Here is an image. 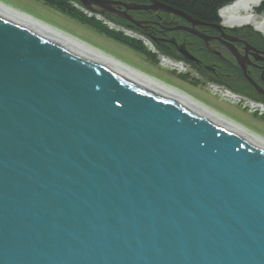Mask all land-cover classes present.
I'll return each mask as SVG.
<instances>
[{
  "label": "water",
  "instance_id": "1",
  "mask_svg": "<svg viewBox=\"0 0 264 264\" xmlns=\"http://www.w3.org/2000/svg\"><path fill=\"white\" fill-rule=\"evenodd\" d=\"M0 264H264V150L0 10Z\"/></svg>",
  "mask_w": 264,
  "mask_h": 264
},
{
  "label": "bare ground",
  "instance_id": "2",
  "mask_svg": "<svg viewBox=\"0 0 264 264\" xmlns=\"http://www.w3.org/2000/svg\"><path fill=\"white\" fill-rule=\"evenodd\" d=\"M114 1L124 2L123 0H114ZM262 1L263 0H236L232 3L230 2L231 4L228 3L229 5H227L224 8L222 7L220 10H218V17L223 21L226 27L236 26L238 28H241L242 26H250L255 32L260 33L264 37V12L262 14L256 13V11H258L256 8L261 5ZM75 7H78V4H76ZM91 7H92L91 12H88L87 10H82L83 11L82 13L83 14L85 13V15H91V14L95 15L96 11H101V10H95L94 5H91ZM0 10L7 13L11 17L15 18L19 22L23 23L24 25L31 28L32 30L39 33L40 35H42L43 37L47 38L50 41H54L57 44L71 51H74L84 57H87L97 63H100L108 68H111L129 77H132L145 86L156 88L166 97L181 100L182 102L196 109L204 117L214 120L217 123L227 127L228 129L234 131L235 133L239 134L240 136L244 137L254 145L264 150L263 133L252 129L247 124L239 121L238 119L232 117L231 115H228V113L221 110L219 106L217 107L216 105H212L207 101L197 98L191 95L190 93H188L187 91H185L184 89L180 88L179 86L173 83H169L163 79H160L157 76L152 75V73H147L136 66L130 65L126 62H123L122 60L116 59L115 57H113L112 55H110L108 52L98 47L97 45L87 42L86 40H83L78 36L68 33L48 22L38 20V18L30 16L27 13L18 10L17 8L13 7L12 5L6 2L0 1ZM131 11L133 10L128 11L127 14H129ZM107 17H110V12L104 11V17H99V19H102L101 22H105V21L108 22V20L106 19ZM144 22L146 23H143V26L148 25L147 23H149V20H146ZM110 23H105L107 29L110 28L111 30H115L114 32L116 33H120L123 36L131 38L130 37L131 35L127 34L123 30V27L122 28L116 27V29H114L115 27H113ZM191 27L192 26H188L187 28H191ZM198 32L201 33L200 31ZM99 34L104 35L102 33ZM201 34L205 35L203 33ZM190 35L195 36L193 34ZM104 36L113 40L114 42L122 44L120 41L116 39H113L107 35ZM195 37L199 38L198 36ZM147 48L151 54H154L156 56L155 61L150 59L152 62L154 63L157 62L159 63V65L161 64L164 69L175 71L176 75L181 76L185 80V82L183 83L195 84V82L198 79L192 78L193 81H191L189 75L192 73H194L195 75L197 74L198 77L205 80V82H208L207 84L208 89L214 93L213 96L217 95L216 97L218 101L227 102V103L232 102L233 103L232 105H240L243 107L247 106L250 112L255 113L256 116L258 115L264 118V105L260 104L259 100L253 98L251 95L247 93L241 94L239 92L229 90L223 85L208 81V79H206L204 74H200L197 71H194L196 70L194 66L195 62L188 64L193 59L186 60L185 59L186 56L184 52L181 51L180 55L182 56L184 63H186L187 66L183 63L173 60L172 58H170L171 56L169 57L167 54L165 55V53L160 52L155 48L154 50H152L150 46ZM204 61L207 62V64L204 63L206 65H204L205 68H203L202 71L205 74H211L212 72H214L212 69H209L210 67L208 66V62L210 60L205 59ZM192 68H194V70H192ZM245 76L248 77L247 74H245ZM250 80L248 81L252 82ZM196 83L199 84V82Z\"/></svg>",
  "mask_w": 264,
  "mask_h": 264
},
{
  "label": "rangeland",
  "instance_id": "3",
  "mask_svg": "<svg viewBox=\"0 0 264 264\" xmlns=\"http://www.w3.org/2000/svg\"><path fill=\"white\" fill-rule=\"evenodd\" d=\"M0 1L6 2V3L12 5L13 7L17 8L18 10L25 12L30 16L38 18V20L48 22L54 26H57L58 28H60L64 31L68 32V33H71L75 36H78L79 38H81L83 40H86L87 42H90L94 45H97L98 47L104 49L106 52H108L110 55H112L116 59L122 60L123 62H126L130 65L136 66L139 69H142L143 71H145L147 73H152V75H155L158 78L163 79L169 83H173V84L179 86L180 88L184 89L185 91H187L188 93H190L191 95H193L197 98H200L204 101H207L212 105H216L217 107L219 106V108L221 110L225 111L226 113H228V115H231L232 117L238 119L239 121L247 124L252 129L259 131V132L264 134V118H262V116H258V115L256 116L255 113H252L248 110L247 106L243 107L240 105H232L233 104L232 102L227 103V102L218 101V99L216 97L217 95L213 96L214 93L208 89V87H207L208 82H205V80L198 77L197 74L195 75L194 73H192L189 75V77H190L191 81H193L192 78L198 79L196 82H199V84L196 82H195V84L183 83V82H185V80L181 76L176 75L175 71L164 69L161 64L159 65V63H157V62L154 63L150 59H148L146 56H144L138 52H135L133 49H131V48H129L123 44L114 42L113 40L107 38L106 36L99 34L96 30L90 28L89 26H87V25H85V24H83L77 20L72 19L71 17L67 16L66 14L61 13L60 11H58L56 9H53V8L45 5L40 0H0ZM71 3H73L74 7L77 4L76 2L75 3L71 2ZM129 3H134V2H129ZM134 4H140V3H134ZM226 6L227 5H225V7ZM80 7H82V5L78 2V7H75V8H77L80 11L81 10H87L83 7H82V9H80ZM87 11L91 12L89 10H87ZM136 12H141L140 15H142L143 17H144V15L153 14L155 16V19H153V22L151 24L154 25L152 27H155V30H156V27H160V30L162 32L169 33V31H164V28H166V27L173 28L175 26H181V25H174L175 22H173L172 19H170L171 21L170 20L168 21V19H166V18L164 19L162 17V14H161L162 11H150L149 12V11H145V10H136ZM256 13L262 14L263 12L256 11ZM85 16L92 17V18L96 19L95 16H99V14L95 13V15L91 14V15H85ZM100 17H104V14H102V16H100ZM106 19L108 20V22H106V21L101 22L102 19H100V20L98 19V21H100L103 25H105V23L111 22L110 24L113 27H115L114 29H116V27L117 28L123 27V30L127 34L131 35L129 33V32H131L135 35V36L134 35L130 36L132 39H135V40L142 42L145 47H149V46L154 47L151 40L148 39V37L145 36L146 34H144L139 29V27H142L141 24L139 26H137L136 24H133L132 27H125V26H121L119 24H116L114 21L108 19V17ZM115 20H118V19H115ZM114 24H116V25H114ZM183 26L188 27L186 25H183ZM217 26H218V30L222 27H226L221 19L219 20V23L217 24ZM233 27H236V26H233ZM241 28H243V29L247 28L250 31L255 32L250 26H242ZM134 29H136V30H134ZM113 31H115V30H113ZM255 33L259 34V36L264 41L263 35H261L258 32H255ZM137 38H139V39H137ZM154 48H153V50H154ZM183 52H186V51L183 50ZM173 60L183 62V61L176 60V59H173ZM193 60H195V59H193ZM193 60H191V61H193ZM184 64L186 65V63H184ZM192 70H194V68H192ZM192 70H191V72H192ZM194 71L198 72V70H194Z\"/></svg>",
  "mask_w": 264,
  "mask_h": 264
},
{
  "label": "trees",
  "instance_id": "4",
  "mask_svg": "<svg viewBox=\"0 0 264 264\" xmlns=\"http://www.w3.org/2000/svg\"><path fill=\"white\" fill-rule=\"evenodd\" d=\"M40 1H42L45 5L52 7L63 14H66L72 19L77 20L89 26L90 28L96 30L97 32L120 41L123 45H126L127 47L133 49L135 52L145 55L149 59L155 61L156 56L154 54H151L149 50L143 45L142 42L123 36L122 34L116 33L113 30H109L100 21L92 17L85 16V14H83L80 10L75 8L73 6V3H71V2L74 3L76 2L78 4V0H40ZM123 1L134 2V3H148L147 0H123ZM153 1H156L162 5H165L169 8L184 13L188 15L190 18H192L194 21L200 23L201 25H213L214 23H217L220 20L218 17V10L224 5L234 0H153ZM257 10L264 12V0L262 1L261 5ZM161 14L162 17L164 19L165 18L168 19V21L170 19L174 21L180 20L178 16L174 17L164 12H161ZM143 18L155 19V16L153 14H148V15H144ZM108 19L114 21L116 24H119L121 26L127 27L128 25L122 19L115 20L116 18L113 19L112 17L111 18L108 17ZM175 24H180V23H175ZM248 31L249 33H252L257 37H260L259 34L250 31L249 29ZM156 35L161 36L163 34L161 35L156 34ZM145 36H147L148 39L151 40L156 50L165 53V55L167 54L169 57L171 56L170 58L172 59L181 60L184 62L182 56L180 55V52L183 50L193 54V56L197 60L203 62L202 64L204 63L207 64V62H205L204 60L209 59L210 61L208 62V66L214 72H212L211 74H205L201 69L196 68V70H198V73L204 74L206 79H208V81L210 82H215L217 84L223 85L229 90L239 92L241 94H246L243 90L240 89L241 86L237 83L238 82L237 78L241 76L239 70L238 69L236 70L235 67L231 65V63L223 62V60L221 59L219 60L214 54H212L205 47L204 42L199 38L185 32H179V31L173 32L170 33L169 36H167V38H170L172 42L175 43V46H173L167 44L164 45L162 42L157 40L153 36V34L148 33ZM262 43H264L263 40Z\"/></svg>",
  "mask_w": 264,
  "mask_h": 264
},
{
  "label": "flooded vegetation",
  "instance_id": "5",
  "mask_svg": "<svg viewBox=\"0 0 264 264\" xmlns=\"http://www.w3.org/2000/svg\"><path fill=\"white\" fill-rule=\"evenodd\" d=\"M116 8L123 9V7L119 6H116ZM140 14L141 12L136 11H131L129 13V15L136 20H141L143 22L149 20V23H147L148 25H142V27H139V29L144 34H153V36L157 40L162 42L164 45H175L170 38H167V36H169L170 33L173 32H162L160 30V27H156L155 30V27H152L154 25L151 24L153 22V19L143 18V16ZM172 21L175 23H180L175 25H191L186 20H183L181 18L180 20ZM218 23L219 22L214 23L213 25H197L195 26V28L201 33L211 38L209 41L203 42L205 44V47L212 54H214L219 60H223V62L231 63V65L235 67L236 70H239L241 76L237 78V83L241 86L240 89L243 90L245 93L251 95L253 98L259 100L262 104H264V43H262L260 37L249 33L247 28L243 29L238 27H222L218 30L214 27V25H217ZM128 25L129 27H132L130 23ZM179 32L184 31L180 30ZM156 34L163 35L157 36ZM184 54L186 56V60L195 59L193 61H190L188 64L195 62V68L200 67L199 69L201 70L205 68V64H202L201 61H198L193 56V54L188 52H184ZM236 55L242 61V64L245 67V73L239 64ZM245 74H247V76L251 79L252 82L248 81L249 79L245 76Z\"/></svg>",
  "mask_w": 264,
  "mask_h": 264
}]
</instances>
